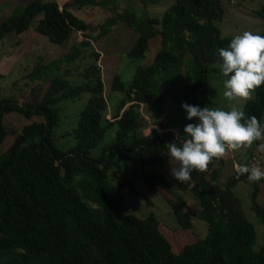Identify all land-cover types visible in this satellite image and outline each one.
<instances>
[{
    "label": "trees",
    "instance_id": "trees-1",
    "mask_svg": "<svg viewBox=\"0 0 264 264\" xmlns=\"http://www.w3.org/2000/svg\"><path fill=\"white\" fill-rule=\"evenodd\" d=\"M159 1L139 0V4L144 8ZM221 1L173 0L159 18L137 17L114 6L101 24H94L73 12L85 6L102 8L100 0H66L60 6L55 1L30 0L20 13L18 6L0 22V41L7 34L25 32L37 17L33 31L50 44L61 45L74 32L81 36L59 60L33 68L29 83L44 85L35 103L0 97V264H264V242L253 249V227L232 192L238 182L250 185L249 208L264 231V207L256 202L258 185L263 184L264 189V179L249 182L247 175L237 178L234 170L220 180L224 167L220 159L213 160L206 172L193 171L191 181L178 183L180 191H188L198 201L196 217L206 223V235L199 239L190 233V218L181 209L184 201L151 170L167 154L166 145L183 140L184 127L198 123L197 118L186 119L181 105L213 106L207 95L211 66L222 64L219 49L227 48L234 38L221 37L216 27L222 17ZM117 25L136 37L125 53L128 60L142 61L151 40L158 39L159 49L148 65L135 68L128 85L112 76L109 92L123 96L107 120L109 106L103 95L98 53L91 52L92 62L79 85L70 86L65 71L45 75L43 71L74 62L82 56V48ZM82 93L89 97L75 128L66 134L74 144L61 150L53 134L58 122L55 106ZM162 98L168 103L158 109L153 121L156 127L150 137L149 132L143 135L136 106ZM241 110L261 123L264 85ZM11 113L41 121L15 132L3 124V117ZM113 127V141L97 157H90V151ZM8 138L11 141L4 147ZM259 145L260 141L254 143L253 150ZM252 154L246 151L239 163H247ZM110 172L118 175L116 184L110 183ZM137 178L170 207L180 229L173 232L178 235L163 229L152 214L143 219L131 214L115 217L120 191L136 195L133 185ZM172 195L174 200H168Z\"/></svg>",
    "mask_w": 264,
    "mask_h": 264
},
{
    "label": "rangeland",
    "instance_id": "rangeland-1",
    "mask_svg": "<svg viewBox=\"0 0 264 264\" xmlns=\"http://www.w3.org/2000/svg\"><path fill=\"white\" fill-rule=\"evenodd\" d=\"M30 0H0V22L3 21L14 8L19 7V13L22 7ZM43 1H55L59 5L64 0H43ZM99 1V0H97ZM102 1L101 7L94 8V24H101L103 22L104 14L111 13L114 6H118V9H126L135 14V16H150L159 18L161 14L171 5L173 0H160L157 5H145L142 8L139 4V0H100ZM89 6H85L79 11L73 12L79 19H84V12L89 9ZM222 17L221 20L216 23V27L219 30L221 37H234L237 34H242L244 31H251L254 34L264 33V0H230L221 1ZM91 9V8H90ZM93 9V8H92ZM93 9V10H94ZM107 12H105V11ZM98 12L99 15H96ZM256 12H261L259 16ZM108 17V16H107ZM38 17L33 19L31 26L25 32L19 35L7 34L0 41V97H12L20 104L30 102L35 103L38 96L41 94L44 85H39L37 82L29 83L28 78L33 68L38 65H47L52 61L59 60L63 54L68 52L73 44L76 42L78 36L75 32L72 33L69 38L61 45H54L47 42V40L33 31ZM113 28L105 37L92 42V45L82 48V56L77 60L69 64H60L57 70H53L54 67L46 69L45 74L50 73H62L67 72L66 80L70 86L79 85L82 83V73L84 69L92 62L91 52H95V49L102 55L100 62L98 60L97 65L100 70V77L103 86V95L106 97L109 109L106 112L105 119H111L112 109L116 106L117 102L122 98L120 92H109V85L112 76L117 75L124 86L128 85L132 74L136 67H145L148 65L153 55L159 49L158 39L151 40L148 44V50L144 54L142 61H130L125 57V53L130 45L135 40V35L130 33L131 31L126 29L123 25H117ZM116 28V29H115ZM115 29V30H114ZM35 34V35H34ZM33 36V37H32ZM35 36V37H34ZM221 64H213L212 72L209 74L207 84V95L210 101L213 103L209 108H220L222 110H231V107H236L241 110L245 101H228L224 96L225 91L223 87V81L226 79L223 76ZM101 67V68H100ZM53 71V72H52ZM182 87V82L179 84V88ZM89 94L82 93L78 98L70 100H61L56 106L58 122L53 130L54 137L56 139V146L65 150L74 144L72 137L66 136L76 126L78 115L81 109L84 107ZM167 99L150 100L144 105H140L138 110L141 114L142 120H140V132L143 135L148 134L153 121L158 113V109L167 105ZM41 121L40 118H32L25 120L23 117L11 113L3 117V124L10 130L18 132L22 126L30 122ZM163 124V121L162 123ZM261 125H264V117L261 119ZM115 128L108 130L102 141L90 151V157H97L101 150L113 141ZM159 132H161L159 130ZM175 132V130H173ZM10 138L5 140L4 147L10 143ZM260 144H264V141H260ZM246 151H253L254 154H260L264 156V151L259 150V146L253 150V145L250 148L243 149L241 151H230L224 157V167L219 173L220 180H224L234 170H232V162L238 161V159L244 156ZM172 164L167 154L161 156V161L158 165L151 168L152 171L160 174L166 183L171 188L173 194H177L184 204L181 209L190 218L193 230L190 232L202 239L206 235V223L198 219L197 213L200 210L198 201L188 191H180L177 187L180 181L176 180L171 174ZM110 183L116 184L118 175L114 172L108 174ZM259 192L256 197V202L259 206L264 207V189L263 184L258 185ZM133 189L136 195L131 196L127 193L126 189L121 190V200L119 207L115 212V217L118 218L122 215L131 214L136 218L143 219L148 214H152L158 221L159 225L163 229L173 232L174 230L180 231L177 226L170 207L164 201V199L157 193V191H151L146 185H144L139 178L135 179ZM250 185L246 182H238L232 189L233 194L237 197L240 203V209L245 219L252 225L255 242L253 249H258L264 242V231L261 223L255 217L253 212L249 208V193ZM169 196L168 200H174L175 196ZM173 235H178L176 232ZM187 236V234L185 233ZM188 238V236H187Z\"/></svg>",
    "mask_w": 264,
    "mask_h": 264
},
{
    "label": "clouds",
    "instance_id": "clouds-1",
    "mask_svg": "<svg viewBox=\"0 0 264 264\" xmlns=\"http://www.w3.org/2000/svg\"><path fill=\"white\" fill-rule=\"evenodd\" d=\"M220 65L228 101H249L253 93L264 85V36L244 31L231 40L227 48L219 49ZM186 119H198V123H189L184 127V139L168 143L167 155L172 164L171 174L180 182H189L193 171L206 172L213 160L223 159L230 151L250 148L258 141H264V125L255 116L246 117L236 108L222 110L184 103ZM153 124L149 130V137ZM264 151V144L259 145ZM237 178L247 175L249 182L264 179V168L254 163L236 165Z\"/></svg>",
    "mask_w": 264,
    "mask_h": 264
},
{
    "label": "crops",
    "instance_id": "crops-1",
    "mask_svg": "<svg viewBox=\"0 0 264 264\" xmlns=\"http://www.w3.org/2000/svg\"><path fill=\"white\" fill-rule=\"evenodd\" d=\"M65 1H66V0H64L63 3H64ZM63 3H62V4H63ZM57 4H58V3H57ZM62 4H61V5H62ZM157 4H158V3H157ZM157 4H155V5H157ZM58 6H60V5L58 4ZM95 11H96L95 9H94V10H93V9H90V8L87 9L86 12H84V17H83V18H84L85 20L92 21V19H94V12H95ZM96 15H99L98 12H96ZM117 27H118V26H116V28H117ZM116 28H115V29H116ZM115 29H114V30H115ZM112 31H113V29H112ZM130 33H131V32H130ZM76 34L79 35V36H78V39H80V38H81L80 33L76 32ZM34 35H35V34H34ZM32 37H33V36H32ZM34 37H35V36H34ZM135 38H136V37H135ZM98 40H99V39H98ZM79 41H80V40H77L76 42H79ZM90 44L92 45V42H90ZM95 52L99 54V52H98L96 49H95ZM100 58H102V55H101V54H99V59H98L99 62H100ZM100 68H101V67H100ZM100 70H101V69H100ZM240 159H241V157L238 159V161H233V159H231V162H232V170H235V169H234V168H235L234 166L237 165V164L239 163ZM223 160H224V158H223Z\"/></svg>",
    "mask_w": 264,
    "mask_h": 264
},
{
    "label": "built area",
    "instance_id": "built-area-1",
    "mask_svg": "<svg viewBox=\"0 0 264 264\" xmlns=\"http://www.w3.org/2000/svg\"><path fill=\"white\" fill-rule=\"evenodd\" d=\"M157 130V132H159V130L158 129H156ZM259 163L260 164V166L262 167V168H264V156H262V155H260V154H252V156L249 158V160L247 161V164L249 165V166H251L252 164H254V163ZM235 168L234 169H236V165L234 166Z\"/></svg>",
    "mask_w": 264,
    "mask_h": 264
},
{
    "label": "water",
    "instance_id": "water-1",
    "mask_svg": "<svg viewBox=\"0 0 264 264\" xmlns=\"http://www.w3.org/2000/svg\"><path fill=\"white\" fill-rule=\"evenodd\" d=\"M138 108V106H136V109Z\"/></svg>",
    "mask_w": 264,
    "mask_h": 264
}]
</instances>
